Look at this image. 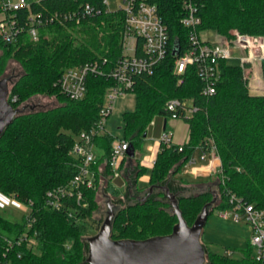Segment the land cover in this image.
I'll return each mask as SVG.
<instances>
[{"label": "trees", "instance_id": "16d2710c", "mask_svg": "<svg viewBox=\"0 0 264 264\" xmlns=\"http://www.w3.org/2000/svg\"><path fill=\"white\" fill-rule=\"evenodd\" d=\"M153 1L157 2L169 25L171 43L176 46L178 42L179 52L182 51L187 47L188 30L179 23L178 10L171 4L175 0ZM86 2L95 1L45 0L39 8L75 11ZM199 15L202 31L232 37L231 30L237 29L264 38V0H202ZM43 28L47 32L40 31L37 41L22 35L16 44L0 42L5 55H15L25 67V73L14 83L8 98L14 108H19L25 99L39 91L54 93L61 101L60 105L47 110L19 112L0 136V191L16 194L20 200L33 201V229L37 232V244L32 248L20 247L22 257L14 254L13 264H84L85 242L91 235L89 229L98 230L101 224L92 219L96 208L95 194L101 180L99 167L102 165L107 174L112 173L108 160L115 137L106 132L95 138L103 151L102 157L94 164L96 186L85 191L86 205L78 206L74 198L67 200L75 217L67 213L68 208H46L45 193L76 174L78 160L71 154L76 135L97 124L105 93L114 81L107 75L88 77L87 92L78 100L62 94L54 83L66 68L88 61L107 59L105 69L111 70L123 53V15L102 10L99 14L86 16L79 23L66 21ZM178 54L172 47L152 74L137 76L133 89L136 107L124 112V139L136 149L153 119L164 116L168 120L171 117L165 109L169 99H192L199 107L192 117L184 119L189 125L187 142L159 145L148 184L155 185L164 180L172 173L174 164L178 165L177 170L181 169L195 150L208 151L210 146L206 142L210 138L220 158L221 172L216 173L220 203L215 205L216 201L213 202L209 215L214 208L230 207L229 192L264 209V94H251L248 89L245 69L249 63L235 65L220 60L216 92L206 96L202 92L203 81L194 65L180 76L175 73ZM5 61L6 58L1 57V70ZM261 73L264 78V58ZM180 77L182 82H179ZM14 95L16 101L11 100ZM142 131L143 137H140ZM125 162L127 159L121 167ZM143 170V167L137 168L136 178ZM106 183L112 196L118 194L120 190L111 179L108 178ZM212 199L210 192H201L186 200L197 203L193 210L197 213ZM167 205V202L150 195L117 208L112 238L142 240L169 234L178 219L165 210ZM179 207L191 225L181 207V200ZM25 230L24 218L12 221L0 215V255L5 248L3 238L17 236ZM248 245L240 259L208 250V263L260 264L252 245Z\"/></svg>", "mask_w": 264, "mask_h": 264}, {"label": "built area", "instance_id": "2783aa9c", "mask_svg": "<svg viewBox=\"0 0 264 264\" xmlns=\"http://www.w3.org/2000/svg\"><path fill=\"white\" fill-rule=\"evenodd\" d=\"M44 1L0 0V42L16 44L22 35L32 41H37L41 29L46 25L66 21L79 23L86 16L99 14L102 10L121 12L123 15V53L111 70L105 69L107 59L101 62L88 61L66 68L54 83L62 94L70 99L78 100L83 98L87 92L88 77L107 75L114 81L105 93L97 124L90 130H83L76 135V141L71 150V154L78 160L76 174L45 193L46 208H68L67 213L75 217L66 202L74 198L78 206L86 205L85 191L96 186L97 172L94 164L102 157L103 151L97 146L95 138L108 132L105 130L106 120L112 112L115 100L127 92H133L138 75L152 74L168 51L175 47V43H171L169 25L159 5L153 0H94V3L86 2L75 11H50L47 8H39ZM201 2L202 0H175L171 3L178 10L179 23L188 30L187 47L182 49L177 56L175 73L180 76L189 66L194 65L198 76L203 81V94L210 96L216 92L217 82L220 79V60L230 58L234 47L245 50L241 64L250 63L259 54L264 56V38L240 33L237 30L233 31L231 38L217 41L204 37L203 33L206 31L200 30ZM247 73L248 68L245 69V76L248 78ZM182 81L183 78L180 77L179 82ZM10 95L11 90L9 97ZM16 99L15 95L11 97L12 101ZM165 109L171 113V117L185 119L192 117L199 107L193 103L192 99L172 98L167 101ZM154 123L155 119L150 122V125ZM162 131L159 145L174 143L172 132L167 129V120ZM206 143L210 146L209 150L200 152L199 158L206 160L208 153H214L220 160L213 140L209 138ZM129 148L130 143L126 139L113 142L108 160L112 173L107 174L101 165L99 167L101 181L109 178L114 184V181L122 176L126 162L123 167L121 165L125 159L128 160L130 157ZM188 162H196V158L190 157ZM218 172H221V162L216 173ZM228 197L230 207L222 209L220 215L235 221H246L250 225L252 231L250 244L255 251L256 259L260 264H264V209L244 201L234 193L229 192ZM14 202L23 213L26 230L17 236L3 238L5 248L0 255V264H13L14 254L19 258L22 257L20 247L32 248L37 244V232L33 229L35 222L33 201L31 199L20 200L16 194L0 191V206ZM228 254H231V250H228Z\"/></svg>", "mask_w": 264, "mask_h": 264}, {"label": "rangeland", "instance_id": "374dc122", "mask_svg": "<svg viewBox=\"0 0 264 264\" xmlns=\"http://www.w3.org/2000/svg\"><path fill=\"white\" fill-rule=\"evenodd\" d=\"M76 30H79V28ZM234 30L237 29L231 30L232 36ZM41 32H47V29L43 28ZM75 32L79 36H84L79 31ZM240 33L251 34L246 32ZM203 35L204 37H209L217 41V36H215L214 33H212L210 30L204 32ZM218 38H231V36L227 37L218 35ZM232 50L233 54L230 58L227 59V62L235 65L241 64V58L245 54V50L243 51L239 48L234 47L232 48ZM3 56L6 58V61L3 69H0V79L8 78L9 86L10 88H12L14 83L21 77L22 74L25 73V67L15 55H5V50L0 47V59ZM263 58L264 56L262 54H259L257 58H255L249 63L247 73V86L251 94H264V78L261 73V61ZM60 103V98L56 94H50L48 92L39 91L33 93L31 96L25 99L19 109L20 113H30L33 111L47 110L57 105H60ZM135 107V92H127L125 95L120 96L115 100L112 112L107 117L105 126V130L110 132L115 137L114 142H117L119 141V139H124L126 137V124L124 120V112L133 111ZM164 118V116H157L155 119L164 120ZM167 123L168 126L172 128V131H170L172 132L173 142L181 140L183 134L188 132V123L182 118L168 117ZM145 129H147L146 126ZM162 132L163 131L161 130V133ZM142 133L143 131L140 133V137H143ZM158 135L159 133L155 131L154 127H152L151 130L148 129L147 136L140 139L138 146L135 149V156L128 162V166H133L132 171L134 172H136L138 167L144 168V170L139 173L136 178L137 185L139 187L137 188L138 191H136V189L133 190V178L135 175L134 172L133 174H131V179L130 175L128 174L129 171L123 174L125 182L123 179H120L119 184L125 183V190L122 191L119 188L120 191L118 192V194H113V196L108 192V189L106 187L107 179L104 177L105 180L99 181V186L95 194L96 208L93 212L92 219L99 220L101 222L100 227L109 211L107 205L108 200H110L111 203L114 204V208L116 210L117 208H121L131 202L139 200L140 197H145L147 192L150 190L151 186H154L153 191L151 193V197L160 198L162 201L167 202L169 205L165 207V210L171 214H174L169 199L166 196V193L159 186H157L168 184L170 190L173 193L177 194L178 199L181 200V207L184 209L186 219L190 224H193L196 217L201 212V209L197 213H194L193 210L195 207H197V203L189 202L186 199L196 196V194L201 192H210L213 196V199H215L216 201L215 205L220 203V198L218 196L220 189L217 185V177L213 175L210 176L209 179L202 181L207 176L204 172L199 171L203 163L206 165V170L212 169L217 166L219 161L218 157H216L214 153H210L207 156L206 160H201L199 158V150H195L194 154L192 155V158H196V162L187 161L181 167V169L179 168L178 170V165L174 164L171 169L172 173L170 172V174L164 180L160 181L159 183H156L155 185L148 184L152 161L157 153ZM184 142H187V140ZM132 163L133 165H131ZM175 170L177 171L173 172ZM187 181L198 183L193 184L188 183ZM220 211L221 209L219 208L213 209V212L208 216V219L201 235V242L204 245L206 251V264H209L207 258L208 250L220 252L221 254L227 255L233 259H240L243 256V251L245 249H248L249 247L248 243H250L252 233L250 225L246 221H235L232 218L223 217L220 215ZM0 215L12 221H21L23 218V213L17 208L16 202L5 206H0ZM92 219L89 221L92 222ZM176 223L177 220H175V224ZM98 230L90 228L89 232L91 235H93L97 233ZM89 236H87V238ZM85 245L86 261L84 264H89L87 262V239ZM228 250H231V254H228Z\"/></svg>", "mask_w": 264, "mask_h": 264}, {"label": "water", "instance_id": "95a60500", "mask_svg": "<svg viewBox=\"0 0 264 264\" xmlns=\"http://www.w3.org/2000/svg\"><path fill=\"white\" fill-rule=\"evenodd\" d=\"M175 53H179L178 42ZM10 86L8 78L0 79V136L13 122L20 112L8 101ZM166 124V119L164 120ZM146 135V134H145ZM130 157H134L135 149L132 145L128 150ZM169 199L173 213L177 216V223L172 231L166 235L153 236L147 239H113L114 204L108 200L109 211L97 233L89 236L88 257L89 264H206V251L201 242V235L210 213V207L215 199L205 204L193 224L189 225L179 207L177 194L173 193L167 184L158 185ZM154 186L150 187V196Z\"/></svg>", "mask_w": 264, "mask_h": 264}, {"label": "crops", "instance_id": "0c3cea01", "mask_svg": "<svg viewBox=\"0 0 264 264\" xmlns=\"http://www.w3.org/2000/svg\"><path fill=\"white\" fill-rule=\"evenodd\" d=\"M212 33H214V35L215 36H217V40H220V38H218V35L219 34H216L214 31H211ZM209 38V37H208ZM211 39V38H210ZM152 127H154V129H155V131L156 132H158L159 133V135H158V145H157V152H158V149H159V138H160V135H161V130H163V128L165 127V124H164V120H157V119H155V123H154V125H150L149 126V130H151V128ZM167 129H169V130H171L172 131V128H170L169 126H168V123H167ZM187 133H185V134H183V137L181 138V140H179V141H177V142H174V143H178V144H181V143H183L184 141H186V140H188V138H189V125H188V127H187ZM147 134H148V132H147ZM147 134L145 135V136H147ZM102 154V153H101ZM210 153H208V155H209ZM156 155H157V153H156ZM156 155H155V157H156ZM135 156V155H134ZM155 157H154V159H153V161H152V165H153V162H154V160H155ZM132 159H133V157H131ZM131 159H129V160H127V163H126V166L124 167V169H123V174L124 173H127L128 171V174L130 175V179H131V174H133V172L134 171H132V169H133V166H128V162L130 161ZM218 161H219V163L217 164V166H215L214 168H212V169H207L206 170V165L203 163L202 164V166H201V168L199 169V171H202V172H204L205 173V175L207 176V177H205L202 181H205V180H207V179H209V177L210 176H213V175H215L216 176V172H217V170H218V168H219V164H220V160L218 159ZM140 164V163H139ZM131 165H133V163L131 164ZM152 165H151V167H152ZM135 173V172H134ZM123 174H122V176L120 177V178H118V179H116L115 181H114V184H115V186L117 187V188H120V190H125V183H123V184H119L120 183V179H123L124 180V182H125V179L123 178ZM217 177V176H216ZM128 180H129V178H128ZM133 180H134V187H133V190H135L136 189V191H138L137 190V188H139L138 187V185H137V179H136V175H134V178H133ZM201 181V182H202ZM188 183H193V182H189V181H187ZM200 182V181H199ZM194 183H198V182H194ZM193 183V184H194ZM168 185V184H167ZM149 193V191L147 192V194ZM146 194V195H147ZM141 198V197H140ZM143 198V197H142Z\"/></svg>", "mask_w": 264, "mask_h": 264}]
</instances>
